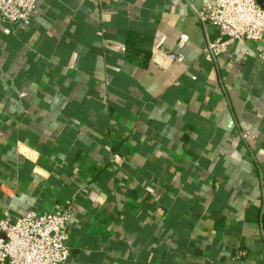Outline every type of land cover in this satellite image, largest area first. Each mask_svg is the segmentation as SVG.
Wrapping results in <instances>:
<instances>
[{"label": "crops", "instance_id": "crops-1", "mask_svg": "<svg viewBox=\"0 0 264 264\" xmlns=\"http://www.w3.org/2000/svg\"><path fill=\"white\" fill-rule=\"evenodd\" d=\"M203 6L0 21V221L71 209L68 264H264V41L214 56Z\"/></svg>", "mask_w": 264, "mask_h": 264}, {"label": "built area", "instance_id": "built-area-1", "mask_svg": "<svg viewBox=\"0 0 264 264\" xmlns=\"http://www.w3.org/2000/svg\"><path fill=\"white\" fill-rule=\"evenodd\" d=\"M40 0H0V21L28 26ZM204 28L214 26L219 37L208 51L221 54L227 43L264 41V8L258 0H204L196 11ZM227 38L225 41L224 39ZM69 208L40 214L29 211L0 221V264H68L71 255Z\"/></svg>", "mask_w": 264, "mask_h": 264}, {"label": "water", "instance_id": "water-1", "mask_svg": "<svg viewBox=\"0 0 264 264\" xmlns=\"http://www.w3.org/2000/svg\"><path fill=\"white\" fill-rule=\"evenodd\" d=\"M258 1H259V4L264 8V0H258Z\"/></svg>", "mask_w": 264, "mask_h": 264}]
</instances>
